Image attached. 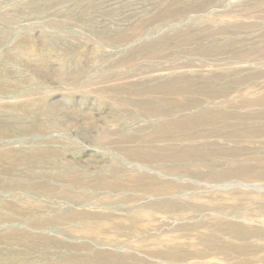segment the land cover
<instances>
[{
    "label": "rangeland",
    "instance_id": "1",
    "mask_svg": "<svg viewBox=\"0 0 264 264\" xmlns=\"http://www.w3.org/2000/svg\"><path fill=\"white\" fill-rule=\"evenodd\" d=\"M66 256L264 264V0H0V264Z\"/></svg>",
    "mask_w": 264,
    "mask_h": 264
},
{
    "label": "bare ground",
    "instance_id": "2",
    "mask_svg": "<svg viewBox=\"0 0 264 264\" xmlns=\"http://www.w3.org/2000/svg\"><path fill=\"white\" fill-rule=\"evenodd\" d=\"M46 255H49V254H46ZM99 255L100 254H96L95 256L99 257ZM44 256H45V254H43V257ZM92 258H91V260H92ZM15 260H16L15 258H9L7 261V264H13L14 262H16ZM89 260H90V258L89 259L85 258L83 260H80L79 258L66 256L65 258L58 260V261L53 259V260L48 261V262H39V264H87L89 262ZM17 264H24V262H22L21 260L18 259Z\"/></svg>",
    "mask_w": 264,
    "mask_h": 264
}]
</instances>
